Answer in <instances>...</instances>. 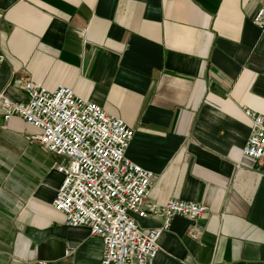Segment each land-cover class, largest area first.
<instances>
[{
	"label": "crops",
	"instance_id": "1",
	"mask_svg": "<svg viewBox=\"0 0 264 264\" xmlns=\"http://www.w3.org/2000/svg\"><path fill=\"white\" fill-rule=\"evenodd\" d=\"M263 1L0 0V95L72 88L134 131L127 157L155 175L147 207L206 209L173 220L154 264H264V158L243 155L245 112L264 115ZM40 133L0 111V264H102L103 240L54 208L67 160Z\"/></svg>",
	"mask_w": 264,
	"mask_h": 264
},
{
	"label": "built area",
	"instance_id": "2",
	"mask_svg": "<svg viewBox=\"0 0 264 264\" xmlns=\"http://www.w3.org/2000/svg\"><path fill=\"white\" fill-rule=\"evenodd\" d=\"M2 14L0 12V19ZM264 31V1L253 20ZM4 62L0 49V70ZM28 101L16 103L0 95L5 120L23 119L41 133L32 140L67 162L56 169L64 182L54 208L66 216L70 227L85 226L104 242L102 264H154L159 241L177 216L196 221L206 209L193 202L171 200L148 206L154 173L127 157L134 131L100 106L76 96L68 87L51 92L26 83ZM252 121L243 155L264 158V115L246 111ZM162 219V226L143 229L136 218ZM198 238V231L191 233Z\"/></svg>",
	"mask_w": 264,
	"mask_h": 264
}]
</instances>
